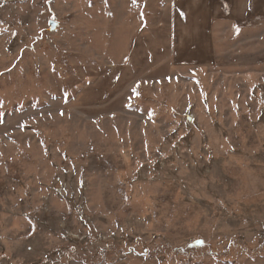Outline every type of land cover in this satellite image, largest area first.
<instances>
[{
  "label": "rangeland",
  "instance_id": "1",
  "mask_svg": "<svg viewBox=\"0 0 264 264\" xmlns=\"http://www.w3.org/2000/svg\"><path fill=\"white\" fill-rule=\"evenodd\" d=\"M0 264H264V0H0Z\"/></svg>",
  "mask_w": 264,
  "mask_h": 264
},
{
  "label": "snow or ice",
  "instance_id": "2",
  "mask_svg": "<svg viewBox=\"0 0 264 264\" xmlns=\"http://www.w3.org/2000/svg\"><path fill=\"white\" fill-rule=\"evenodd\" d=\"M133 3L135 4L136 3V0H133ZM132 91L133 92H136V89H133Z\"/></svg>",
  "mask_w": 264,
  "mask_h": 264
},
{
  "label": "water",
  "instance_id": "3",
  "mask_svg": "<svg viewBox=\"0 0 264 264\" xmlns=\"http://www.w3.org/2000/svg\"><path fill=\"white\" fill-rule=\"evenodd\" d=\"M52 26L54 25L53 22L50 23Z\"/></svg>",
  "mask_w": 264,
  "mask_h": 264
}]
</instances>
